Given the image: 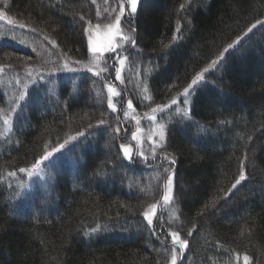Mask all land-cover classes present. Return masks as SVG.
Masks as SVG:
<instances>
[{"label":"trees","instance_id":"trees-1","mask_svg":"<svg viewBox=\"0 0 264 264\" xmlns=\"http://www.w3.org/2000/svg\"><path fill=\"white\" fill-rule=\"evenodd\" d=\"M0 11L55 42L48 80L65 75L62 56L86 58V26L98 20L91 0H0ZM135 26L132 67L151 69V103L126 78L123 96L137 109L168 104L217 61L193 89L191 120L162 116L164 159L146 170L122 155L104 81L69 74L53 94L43 83L30 88L0 133V264H170L174 248L178 264H264V0H140ZM41 59L0 37L6 72ZM9 109L0 84V132ZM61 145L50 183L20 193L9 175ZM173 158L176 218L163 227L185 249L156 235L144 215L162 201Z\"/></svg>","mask_w":264,"mask_h":264},{"label":"rangeland","instance_id":"rangeland-1","mask_svg":"<svg viewBox=\"0 0 264 264\" xmlns=\"http://www.w3.org/2000/svg\"><path fill=\"white\" fill-rule=\"evenodd\" d=\"M91 2L96 8L98 20L95 22H90L86 26L87 56L85 59H71L67 55L65 57L62 56V60L59 61V63L62 62L60 70L61 73H64L66 76L58 75L51 77L53 80H48V78H50L49 76L52 75V72L48 71V68H52V66L56 64V61L59 59L58 54L60 55L55 42L47 36L37 34L30 26L26 25V27L23 26V24H19L8 17L5 13L0 11V37H5L8 40L15 41L21 46H29L30 48L36 50L42 58L40 60L42 64L34 62L20 72L9 73L0 67V84L4 85L5 93L7 95V102L10 107V112L8 115L3 117L4 123L2 124L0 133L2 135L10 130L13 116L19 109L28 90L33 86L37 85L38 83H43L45 88L44 93L53 94L54 90H56V82L59 81L58 84H61L62 81L63 84L68 83L70 79L68 78L69 74H74V76L77 78L78 76L83 75L84 77L87 73H91L93 80L98 81L100 79L101 82L104 81L105 92L108 98L107 100L109 102V99H111L113 105V107H109L108 109H110L119 117L118 126L120 131L118 132V139L120 140V145L127 146L131 151V159L129 160L127 157H125V159L129 164L136 163L147 170L153 166L152 163L158 164V162H156V157H162L160 151L161 144L158 139L160 125L166 124V120H163L162 116H183L181 111L175 110L189 108L190 104L184 105L181 103V100L184 97V92H182L181 95L174 97L176 104H172L173 98L170 102H168V104H165L169 105V107L165 108L163 112L157 106L153 107L157 108V111L152 112V108L150 110H140L135 108V105L131 100H129L130 98L128 99V97L125 98L123 96L124 84L128 83L126 82V78L128 77L131 79V83L135 86V89L141 94L143 102L151 103V97L148 94V84L146 81L151 69L140 66L134 61L133 65L135 66L132 67V61L128 55L132 51H137L138 49L137 47L133 48L127 45L126 41L122 39L123 36L130 35V33L127 31L126 23L123 24V26L119 29L115 28L114 16L118 15L117 8L120 0H91ZM126 12H130V4H127L125 9V16H128L126 15ZM109 25H112L113 27L110 28ZM89 37L91 38L93 44L100 49H105L110 41L114 44L119 42L121 46L127 48V51L121 53V58L124 59V63L121 65L117 62L115 65V67H119L121 70L120 79L117 80L115 78L114 67H106V62L109 65L112 64L111 60H107L108 53L106 51L96 53L89 51ZM211 68L213 67H207V71L201 73L202 78L196 85L193 86V89L204 80L205 73H207ZM47 72H50V75ZM109 88H114L117 95L110 93L108 90ZM193 89L190 90L191 95ZM38 90L40 89L38 88ZM191 95L188 97L190 103ZM22 96L23 98H21ZM129 102L132 104L131 108L128 107ZM125 112H127V116L124 115ZM153 116L156 117L155 120L151 119ZM133 134H135V138H133ZM85 135H87V133L82 136H77L74 140H79V137L82 138ZM96 138L97 137L95 136H92L90 139L87 138L83 143V149L88 148V144L95 142L97 140ZM63 148L64 146L62 148L58 147L56 149L51 148L47 150L46 153H52V155L47 160L43 159L46 154L45 153L37 161L35 167L32 166L25 169L26 171L24 172L20 171L9 175V178L16 183L20 193L27 190L35 191V188L38 187V184L40 183H50L52 180V174L47 169L52 168L55 162L54 156L58 155L57 153ZM77 150L78 149H76V151ZM170 157H167V160L170 159ZM159 163H162V161H159ZM174 166L175 165L173 164V168L172 166L168 167V177H173ZM173 192L174 184L170 190L167 178L163 184L162 201L155 203V210L152 209L151 205L150 207L146 208L147 210H144V213H148V215L151 217L152 223L150 225L156 235L162 236V234H165L168 236L172 245L183 247L185 249L187 243L184 244L180 242L181 240L179 241V238L176 234L173 236L172 232L167 231L165 227H163V222L165 220L173 221L176 218L172 207ZM165 196H168L169 198L165 200ZM181 254V250L179 252V249L177 250V248H174L170 254V264H172L173 256L176 257V264H178L180 259L179 255Z\"/></svg>","mask_w":264,"mask_h":264},{"label":"snow or ice","instance_id":"snow-or-ice-1","mask_svg":"<svg viewBox=\"0 0 264 264\" xmlns=\"http://www.w3.org/2000/svg\"><path fill=\"white\" fill-rule=\"evenodd\" d=\"M127 4H130V12L128 13V16H125V9H126V5ZM138 4H139V0H120V2L118 3V8H117L118 15L114 16L115 28L116 29L121 28L123 26V24H125V23L127 24V31L130 33V35L123 36L122 39L124 41H126L127 45H129V46H131L133 48H135L136 45H137L136 37H137L138 33H137V28L135 26V20H136V14L138 12ZM109 27L111 28L113 26L109 25ZM253 27H255V25ZM232 47H233V44H229L228 48L225 49V52H227ZM88 49H89V51L94 52V53L101 52V51H106L108 53L107 60H111L112 61V64H110V65L107 64V62H106V67H114L115 68V78L117 80L120 79L121 70H120L119 67H115V65H116L117 62L119 64H121V65L124 63V59L121 58V53L127 51V48L121 46L119 44V42L114 44V43H112L110 41L105 49H100V48H97L93 44L91 38L89 37V39H88ZM77 63H79V62H77ZM216 64H217V61H213V63L211 65H209V67H213ZM204 71L206 72L207 69H204ZM201 78H202V74L198 73L196 78H194L191 81V83L188 84V86L184 88V90H183L184 97L181 100L182 104H184V105H189L190 104V101L188 99V97L191 95V91L190 90L193 89V86L196 85ZM108 90L113 95H117V93L115 92L114 88H109ZM21 98H23V96ZM172 104H176L175 98L172 100ZM108 106L110 108L113 107L111 99H109ZM128 107L129 108L132 107L131 102H129ZM157 107L160 108V110L163 112V110L165 108H168L169 105H163V106H157ZM156 111H157V108H152V112H156ZM175 111H181L183 113V116H182L183 119L191 120V115H190V109L189 108L176 109ZM124 115L127 116V112H125ZM151 119L155 120L156 117L153 116V117H151ZM99 123L100 124H104L105 121L103 119H101L99 121ZM221 123H223V121H221ZM201 130H203V126H201ZM114 131L115 132H119L120 131L119 127L114 129ZM79 135L82 136L83 133H80ZM133 138H135V134H133ZM71 139H75V137H72ZM158 139H159V142L161 144V147H163L164 143L166 142V126L164 124H161L160 127H159ZM60 147L62 148L63 145H61ZM120 148L123 150V156L127 157L130 160L131 159V151H130V149L127 146H125V145H120ZM51 155H52L51 152L46 153L45 156L43 157V159L47 160ZM165 159L167 160V157H165ZM169 163L170 164H175L176 161L173 158ZM33 167H35V165H33ZM20 171L24 172L26 170L25 169H20ZM165 171H167V169H165ZM101 174H103V173H101ZM244 178H245L244 174L241 173L240 179L236 181V184H239L240 181L244 180ZM236 184H233L232 187L235 188ZM168 185H169V188L171 190V187L173 185V177L172 176L168 177ZM17 195H19V194H17ZM168 198H169L168 196L164 197L165 200H167ZM155 208H156V205L153 204L152 205V209L155 210ZM144 215H145V218L148 220V223L151 224L152 223V219L148 215V213H145ZM93 231H96V229H93ZM173 236H175V233H173ZM182 243L186 244L187 242L186 241H182ZM247 259L248 258L245 257L246 261H247ZM172 264H176V257L175 256H173Z\"/></svg>","mask_w":264,"mask_h":264},{"label":"flooded vegetation","instance_id":"flooded-vegetation-1","mask_svg":"<svg viewBox=\"0 0 264 264\" xmlns=\"http://www.w3.org/2000/svg\"><path fill=\"white\" fill-rule=\"evenodd\" d=\"M126 15H128V12H126Z\"/></svg>","mask_w":264,"mask_h":264}]
</instances>
